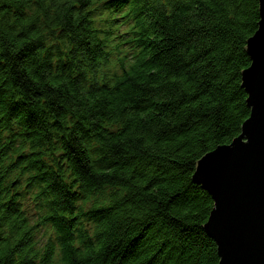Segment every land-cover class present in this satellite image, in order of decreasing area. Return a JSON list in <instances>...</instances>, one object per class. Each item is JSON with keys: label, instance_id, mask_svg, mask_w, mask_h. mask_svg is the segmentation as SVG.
Wrapping results in <instances>:
<instances>
[{"label": "trees", "instance_id": "16d2710c", "mask_svg": "<svg viewBox=\"0 0 264 264\" xmlns=\"http://www.w3.org/2000/svg\"><path fill=\"white\" fill-rule=\"evenodd\" d=\"M258 0H0V264H218L197 161L249 117Z\"/></svg>", "mask_w": 264, "mask_h": 264}, {"label": "water", "instance_id": "95a60500", "mask_svg": "<svg viewBox=\"0 0 264 264\" xmlns=\"http://www.w3.org/2000/svg\"><path fill=\"white\" fill-rule=\"evenodd\" d=\"M258 4L257 30L246 42L250 65L241 72L249 117L230 144L197 161L192 176L213 202L203 229L218 264H264V0Z\"/></svg>", "mask_w": 264, "mask_h": 264}, {"label": "snow or ice", "instance_id": "6c2138e0", "mask_svg": "<svg viewBox=\"0 0 264 264\" xmlns=\"http://www.w3.org/2000/svg\"><path fill=\"white\" fill-rule=\"evenodd\" d=\"M252 68V66L250 67V69Z\"/></svg>", "mask_w": 264, "mask_h": 264}]
</instances>
